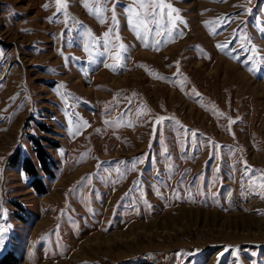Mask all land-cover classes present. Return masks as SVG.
Segmentation results:
<instances>
[{"label": "rangeland", "instance_id": "1", "mask_svg": "<svg viewBox=\"0 0 264 264\" xmlns=\"http://www.w3.org/2000/svg\"><path fill=\"white\" fill-rule=\"evenodd\" d=\"M67 2L66 26L55 0H0V259L264 264V0H166L186 25L143 42L120 0L128 51L96 63L85 33L102 44L116 0L104 23Z\"/></svg>", "mask_w": 264, "mask_h": 264}, {"label": "snow or ice", "instance_id": "2", "mask_svg": "<svg viewBox=\"0 0 264 264\" xmlns=\"http://www.w3.org/2000/svg\"><path fill=\"white\" fill-rule=\"evenodd\" d=\"M93 4H100L101 0H82L83 6L85 8H89V3ZM111 2V0H103L104 7L96 8L95 9V15L99 22L104 23L105 17L103 16V13L108 12V4ZM217 2H226V0H217ZM250 2V0H249ZM133 3L141 9V11L137 10V7H133L132 5H126L122 7L123 12L126 14L127 22L129 26L132 27V29L135 31L138 38H140L143 42V37L141 36V32L147 34L151 31V28L149 27V24H154L156 26V34L158 35L160 33L161 29H165L168 33H172L174 30L177 29V22L179 24H185L186 21L182 19V17L179 14V9L175 8L171 3H167L166 0H133ZM56 4V13H63V15L66 17L65 24L67 26V23L69 20L75 21V18L70 17L67 9L69 7V4L67 0H55ZM45 9L48 8V5H43ZM117 7H121L120 0H116V2L113 4L111 11V25L112 27L109 28L108 31L103 33V42L101 44L100 41L96 40V38L93 36L92 32L90 30L86 31L85 36L86 40L84 43L83 50L88 54L89 63H96L95 55H105L107 53H110L113 48H116V54L112 57L113 60H122L123 53L128 51V47L125 46L123 43H113V36L115 37L116 41L120 40L118 33H113V28H115L119 21L117 16ZM251 10L245 9L244 13L247 15ZM175 14V15H173ZM227 17V14H225ZM56 14L52 18H50V22H52L55 18ZM78 23V22H76ZM206 26H207V22ZM259 29L262 33H264V20L260 22ZM180 35H183V33H179ZM215 34V33H213ZM63 36V33L61 34ZM234 38H235V30H234ZM244 39L247 42L248 48L247 50L251 52L252 58H258L260 56V49H257L256 46L251 42L250 38L247 36V34L244 35ZM231 43V41H229ZM145 47H148V45L145 43ZM103 48V52L99 51V48ZM217 47H225V45H217ZM241 48H245V44H241ZM63 56V51L61 50L60 53ZM67 60L68 58L65 57ZM264 59V58H262ZM105 67H108L112 70H115L117 65H109L105 64ZM122 66V65H120ZM147 111L146 107L141 110L140 114L143 115ZM165 118L159 117L156 121L157 124H163ZM105 123H108L107 121ZM76 126V132L78 133L80 130V127L82 126H88L87 121H83L81 123V120H77L74 122ZM99 131V130H97ZM76 134V133H73ZM195 135V133H193ZM218 147V146H217ZM165 151H167L165 149ZM138 162H142L139 161ZM103 163V162H102ZM245 165V174L252 173L254 170L251 169L250 166L247 165L246 161H243ZM101 167V165H98V169ZM135 168V164H133V170ZM171 169V166H170ZM117 172L120 171L119 167L115 169ZM87 179V178H85ZM258 187L261 190H264V173H262L260 182ZM175 195V194H174ZM5 247V240H4V230H0V249ZM220 255H223V253H220ZM219 264V261H218ZM233 264H239V252L237 251L235 253V257L233 260Z\"/></svg>", "mask_w": 264, "mask_h": 264}, {"label": "trees", "instance_id": "3", "mask_svg": "<svg viewBox=\"0 0 264 264\" xmlns=\"http://www.w3.org/2000/svg\"><path fill=\"white\" fill-rule=\"evenodd\" d=\"M33 167H32V165H31V167H30V170L32 169ZM31 173H35V171L33 170V171H31ZM40 182L38 181V184H39ZM39 186V185H38ZM7 259H10V258H8L7 257V255L6 256H4L3 258H1L0 259V264H6L7 263ZM14 258H13V262L12 263H10V264H15V262H14Z\"/></svg>", "mask_w": 264, "mask_h": 264}, {"label": "bare ground", "instance_id": "4", "mask_svg": "<svg viewBox=\"0 0 264 264\" xmlns=\"http://www.w3.org/2000/svg\"><path fill=\"white\" fill-rule=\"evenodd\" d=\"M161 222V221H160Z\"/></svg>", "mask_w": 264, "mask_h": 264}]
</instances>
